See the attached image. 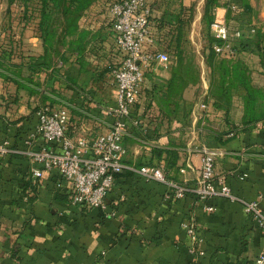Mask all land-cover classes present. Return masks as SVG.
Segmentation results:
<instances>
[{
    "label": "crops",
    "instance_id": "obj_1",
    "mask_svg": "<svg viewBox=\"0 0 264 264\" xmlns=\"http://www.w3.org/2000/svg\"><path fill=\"white\" fill-rule=\"evenodd\" d=\"M116 1L93 0L78 17L75 35L57 30L60 40L49 51L39 16L34 29L22 24L16 47L0 48V142L23 148L36 110L45 105L67 113L73 138L109 131L113 70L122 61L109 10ZM217 2L211 19H225L241 38L212 61L207 41L201 60L193 62L186 46L196 47L201 22L211 35L207 0H147L143 50L175 57L144 70L130 109L138 125H128L123 140L124 163L133 169L162 164L168 178L194 190L207 149L216 154L213 186L229 188L236 200L203 199L192 191L178 199L163 184L125 169L104 208L78 206L56 171L33 178L31 160L10 154L0 157V264H251L264 251V231L243 205L254 202L264 213V0H239L230 18L223 0Z\"/></svg>",
    "mask_w": 264,
    "mask_h": 264
},
{
    "label": "built area",
    "instance_id": "obj_2",
    "mask_svg": "<svg viewBox=\"0 0 264 264\" xmlns=\"http://www.w3.org/2000/svg\"><path fill=\"white\" fill-rule=\"evenodd\" d=\"M223 5L227 10H237L234 0H223ZM109 10L113 20L115 43L122 53L121 63L113 70L117 93L116 105L109 109L115 115L109 131L91 140L73 138L67 133V113L45 105L36 110V125L24 139V147L14 149L8 141H2L0 157L17 154L29 158L34 164L31 176L36 179H41L45 172L56 171L70 185L71 203L93 209L105 207L104 199L115 176L125 169L135 172L146 181L163 184L178 199L192 191L203 199L224 196L236 200L229 188L223 185L219 188L213 186L216 154L207 149H203L201 154V171L194 190L168 178L162 164L142 165L133 169L124 163L123 140L126 127L138 125L130 117V109L138 100L144 82V70L154 63L168 62L169 57L166 53L143 50V45L149 40L150 9L147 0H119L113 2ZM210 32L221 43L212 45L217 54H223L226 50L232 51L233 39L241 38L239 31L230 32L225 19L218 18L217 15L210 24ZM38 139L41 140L40 144H36ZM61 186L62 183L56 185L57 188ZM243 205L245 211L258 220L264 231V213L257 204L244 202ZM207 209L213 210V207ZM188 232L191 234L193 230L188 228ZM251 264H264V251Z\"/></svg>",
    "mask_w": 264,
    "mask_h": 264
},
{
    "label": "trees",
    "instance_id": "obj_3",
    "mask_svg": "<svg viewBox=\"0 0 264 264\" xmlns=\"http://www.w3.org/2000/svg\"><path fill=\"white\" fill-rule=\"evenodd\" d=\"M92 1L93 0H39L38 30L44 43V51H49V49L52 48V42L56 38H59L57 35V30L63 28V30L65 31L64 36L75 35L77 31L78 17L82 13V11L89 7ZM238 1L239 0H234V4L239 5ZM216 5H219L217 0H207L206 18L208 20L209 26L213 21L210 15H212L213 7ZM242 7L244 8V11H247L246 1L244 2ZM238 9L239 6H237V10ZM237 10H229L228 18L235 17ZM208 41L210 44V61H212L216 55V52L213 50L212 45L214 43H221L211 36H209ZM261 58V60L264 62V39H262ZM172 80H174V78ZM172 86L173 83L170 85V91L173 89ZM172 156L173 155L170 153V157Z\"/></svg>",
    "mask_w": 264,
    "mask_h": 264
},
{
    "label": "rangeland",
    "instance_id": "obj_4",
    "mask_svg": "<svg viewBox=\"0 0 264 264\" xmlns=\"http://www.w3.org/2000/svg\"><path fill=\"white\" fill-rule=\"evenodd\" d=\"M198 1L199 0H195V3ZM195 3L194 7H196ZM38 10V0H0V48L3 52H7V50L10 49L12 50L13 46L16 47V45L21 41L19 37V34L22 31L21 29L35 28L33 24H36L34 20L38 16ZM194 12L196 13L195 9ZM23 23L26 26L24 28L22 26ZM200 26H202L203 32L202 35L195 40L196 47H194L191 41L186 46L187 53L195 55L192 59L193 62H199L201 60L202 51L207 45L209 36H211L208 35L210 33H208V30L203 22H201ZM161 39L163 42L167 41L165 36H162ZM234 42L235 41L231 43L232 49L234 48ZM167 55L170 61L174 60V54L168 52Z\"/></svg>",
    "mask_w": 264,
    "mask_h": 264
}]
</instances>
